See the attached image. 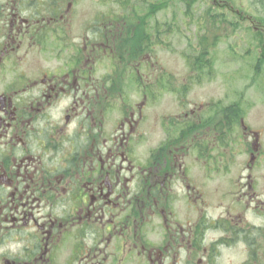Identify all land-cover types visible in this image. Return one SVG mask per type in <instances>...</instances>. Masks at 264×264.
<instances>
[{
  "label": "flooded vegetation",
  "instance_id": "flooded-vegetation-1",
  "mask_svg": "<svg viewBox=\"0 0 264 264\" xmlns=\"http://www.w3.org/2000/svg\"><path fill=\"white\" fill-rule=\"evenodd\" d=\"M195 1L0 0V264H264V110L161 56Z\"/></svg>",
  "mask_w": 264,
  "mask_h": 264
},
{
  "label": "rangeland",
  "instance_id": "rangeland-1",
  "mask_svg": "<svg viewBox=\"0 0 264 264\" xmlns=\"http://www.w3.org/2000/svg\"><path fill=\"white\" fill-rule=\"evenodd\" d=\"M228 1L243 14L242 18L225 6L195 1L191 32L174 35L172 49L162 50L161 56L177 72L182 70L184 59L201 58L202 54V58H211L214 75L195 91L245 92L244 96L254 99L255 109L264 110V60L258 62L256 73L251 67L255 58L264 55V38L256 37L252 30L254 26H264V0ZM250 16L255 22L248 19Z\"/></svg>",
  "mask_w": 264,
  "mask_h": 264
},
{
  "label": "trees",
  "instance_id": "trees-1",
  "mask_svg": "<svg viewBox=\"0 0 264 264\" xmlns=\"http://www.w3.org/2000/svg\"><path fill=\"white\" fill-rule=\"evenodd\" d=\"M260 34V33H259ZM205 44H203L202 46H204ZM204 57V55L202 54L201 58Z\"/></svg>",
  "mask_w": 264,
  "mask_h": 264
}]
</instances>
